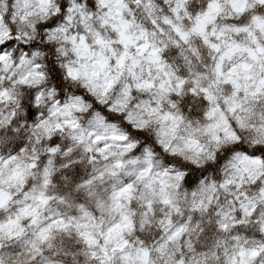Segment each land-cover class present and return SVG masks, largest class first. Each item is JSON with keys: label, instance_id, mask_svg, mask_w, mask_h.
Segmentation results:
<instances>
[{"label": "clouds", "instance_id": "clouds-1", "mask_svg": "<svg viewBox=\"0 0 264 264\" xmlns=\"http://www.w3.org/2000/svg\"><path fill=\"white\" fill-rule=\"evenodd\" d=\"M0 264H264V0H0Z\"/></svg>", "mask_w": 264, "mask_h": 264}]
</instances>
